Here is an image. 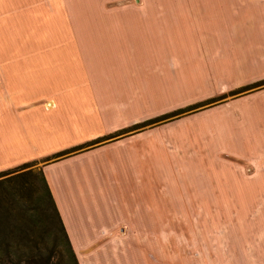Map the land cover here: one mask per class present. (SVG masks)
Listing matches in <instances>:
<instances>
[{
	"label": "crops",
	"instance_id": "0c3cea01",
	"mask_svg": "<svg viewBox=\"0 0 264 264\" xmlns=\"http://www.w3.org/2000/svg\"><path fill=\"white\" fill-rule=\"evenodd\" d=\"M232 2L230 31L213 29L205 44L174 43L186 34L175 20L222 18L206 6L194 15L175 7ZM260 81L264 0H0V172L105 139L41 167L77 263L122 264L143 243L159 258V242L168 250L174 241V215L160 217L151 196L143 202L142 164L198 162L175 156L198 142L191 147L235 157L234 194L261 197L256 207H263L264 139L249 135L264 125V89L117 134ZM237 136L256 150L234 153Z\"/></svg>",
	"mask_w": 264,
	"mask_h": 264
},
{
	"label": "rangeland",
	"instance_id": "374dc122",
	"mask_svg": "<svg viewBox=\"0 0 264 264\" xmlns=\"http://www.w3.org/2000/svg\"><path fill=\"white\" fill-rule=\"evenodd\" d=\"M182 5L175 7V13L182 14L184 12L183 14H185L187 12L186 15H194L205 10L209 13L216 11L218 12L217 17L222 18L175 20L176 28H184L186 31L185 35H183L184 32H179L178 35L173 37L176 44L187 43L188 40L191 43H194L193 41L199 43V39L204 44L209 43L210 41L206 39L213 37L208 35L209 33H214L212 32L213 29L227 32L234 27V2L208 3V5L191 4L190 6L196 7V9H192L194 12L191 9L182 7ZM205 6L206 9L204 10ZM200 30L204 32H200ZM223 37L228 38V36ZM230 39L231 37L228 40ZM234 41L237 43L235 37ZM263 87L235 96H230V92L228 95H224L223 98H215L221 99L216 103L246 96L264 89ZM205 107L201 108V110ZM193 113L196 112L191 111L181 115L179 118ZM249 138L254 141H262L264 139V125H262V128L260 127V131H251ZM234 141V153L239 151L241 156L256 150L251 149L252 151H249L250 149H247V145L241 147L242 144H247L249 141L240 139L238 142V136ZM237 142L238 145H235ZM192 143L194 145L198 144V142L190 140L189 143H185L188 147L180 146L175 149V156H181L183 159L189 160L197 159L198 162L160 164L159 167L158 164L149 160L142 164L144 175V178L142 177L143 202L146 199H150L149 196H151L153 201L149 202V204L153 202L154 206L155 204L159 206L160 217L162 214L166 215L168 209L170 211L169 215H174L173 221L171 217L169 218V230H172V227L174 228L173 243L171 239L168 242L170 245L167 250V243L159 242V258L152 253L149 254L146 243H143V247L141 246L142 251L138 244H134L132 245L134 246V252H129L128 258L122 259V264H162L163 258L161 257L165 259L167 252H171L169 260H167L169 264H264V206L256 207L261 197H247L238 192L234 194V168L237 167L233 163L237 161L235 157L223 153H216L215 156L213 155L215 150L211 149L210 154L204 148L191 147ZM51 160L49 158V161ZM49 161L35 162L36 165L31 169L32 176L28 179L32 186L30 197H23L22 203L30 205V207H36L39 210L42 223L47 227L50 240L53 242L54 236L46 218L48 213L44 209L47 206L42 202L43 191L37 173L38 170H41L44 162ZM242 166L246 167L245 164ZM247 174L246 170V172L239 174L238 177H242V182H246L244 180H246ZM198 180L203 184L201 190L205 193V196L201 199L197 198L196 193V182ZM139 183L140 181H137L138 191ZM126 185L130 187L129 181ZM235 187L239 189V187ZM115 190V188H111V197L115 196ZM167 190L170 192L167 193ZM215 191L217 194H214L216 193ZM189 197H194L190 203L187 200ZM248 198L249 200H247ZM242 204H247L249 207H241L243 206ZM165 223L166 220L163 224L166 230L168 225ZM163 226L160 222L157 227H154V230L158 231L159 228L160 231ZM154 254L156 255V253ZM56 260L57 262L61 261L59 256Z\"/></svg>",
	"mask_w": 264,
	"mask_h": 264
},
{
	"label": "trees",
	"instance_id": "16d2710c",
	"mask_svg": "<svg viewBox=\"0 0 264 264\" xmlns=\"http://www.w3.org/2000/svg\"><path fill=\"white\" fill-rule=\"evenodd\" d=\"M262 86H264V81L256 82L234 90L230 96L253 91ZM219 100L221 99L208 100L160 116L126 129L117 135L153 128L191 111L197 112L199 109L210 106ZM104 140L70 149L55 155L51 159L57 160L68 157L91 148ZM35 165V162H30L0 172V264H78L41 170H38L37 173L43 191L42 202L47 206L44 209L48 213L46 218L54 236L53 242L50 240L47 227L42 223L39 210L22 203L23 197H30L32 186L28 179L32 176L31 169ZM58 256L62 263L61 261L57 262Z\"/></svg>",
	"mask_w": 264,
	"mask_h": 264
}]
</instances>
